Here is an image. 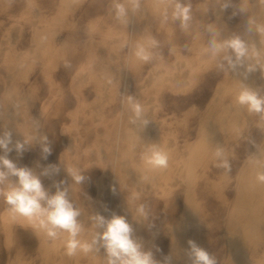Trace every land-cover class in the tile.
I'll return each mask as SVG.
<instances>
[{
	"label": "rangeland",
	"instance_id": "obj_1",
	"mask_svg": "<svg viewBox=\"0 0 264 264\" xmlns=\"http://www.w3.org/2000/svg\"><path fill=\"white\" fill-rule=\"evenodd\" d=\"M119 35L115 58L90 69L92 47ZM128 51L134 64L123 79ZM180 62L187 81L174 86L162 70ZM252 92L264 97V0H0V138L11 133L13 149L0 155L31 169L50 195L67 190L82 242L97 230L105 174L115 166L116 181L132 185L113 216L126 219L158 264H192L190 240L216 264H264V111L239 102ZM81 102L89 115L78 150L99 143L102 156L83 167L65 157ZM155 152L165 165L148 162ZM10 213L0 196V264L93 259L94 251L69 255L67 233L52 238L32 218L5 219ZM101 253L92 263L106 264Z\"/></svg>",
	"mask_w": 264,
	"mask_h": 264
},
{
	"label": "clouds",
	"instance_id": "obj_2",
	"mask_svg": "<svg viewBox=\"0 0 264 264\" xmlns=\"http://www.w3.org/2000/svg\"><path fill=\"white\" fill-rule=\"evenodd\" d=\"M239 102L249 105L252 110L264 111V97L254 92L242 94ZM135 112L137 116L140 115L138 105L135 106ZM10 144L11 133L6 132L0 138V148L5 153H10L13 151ZM21 147L17 144L15 150L19 152ZM48 151L45 149V152ZM148 162L163 166L166 164V157L155 152ZM44 175L48 173L45 172ZM260 178L264 180V176ZM75 179L80 183L83 177ZM0 196H3L10 212L32 218L46 230L48 236L56 238L59 232L67 233L65 246L69 255H74L77 250L98 252L103 247L106 251V264H158L152 253L144 251L142 244L133 237V229L123 216L114 215L106 219L102 215H96L93 217L95 227L102 231L95 232L90 241L82 242L79 238L82 228L77 222L80 212L69 199L67 190H57L50 195L38 175L28 167H18L7 155H0ZM139 211L144 212L143 206ZM189 244L192 264H216L214 257L198 247L195 241L190 240Z\"/></svg>",
	"mask_w": 264,
	"mask_h": 264
},
{
	"label": "bare ground",
	"instance_id": "obj_3",
	"mask_svg": "<svg viewBox=\"0 0 264 264\" xmlns=\"http://www.w3.org/2000/svg\"><path fill=\"white\" fill-rule=\"evenodd\" d=\"M132 16H133V14L131 13V18H132ZM36 25H37L36 23L33 24V28L34 29H35ZM16 26H18V25H16ZM122 39H124L123 35H119L118 37H115V38L114 37H110V36H105L104 37V43L99 45V46H96L95 48L92 47V50H91L90 54H88V56H87V61H88L87 65H88V67L90 69H92L93 71L94 70H99L103 66V63L105 61H107L109 57H110L109 60L114 59L115 55H114V51L112 50V44H113L114 41H117V40L120 41ZM131 39H132V37H131V35H129V39H128L129 47H130ZM5 42H7V41H5ZM30 47H31V49H34L35 48L34 43H32ZM209 53L205 52L203 55L202 54L201 55L202 56H206V55L208 56ZM133 64H134V56L132 55V53L130 51H128V53L124 57L123 67H121L122 68V73L121 74H122V78L123 79H125L127 74L131 71ZM178 65L180 67V69H178V70L172 69L170 71H167L166 68H163V70H162L163 74L167 75V73H168L169 76H170V77L163 76L164 80L169 82L170 84H172L174 86L175 85H182V84L186 83L187 76H188V69H187L185 63L184 62H180ZM104 68H105V66H104ZM78 71H79L78 72L79 75L77 74L78 76H82V75L86 74V69L85 68L81 67ZM115 72H114V74H115ZM77 75L75 77H77ZM115 75H117V74H115ZM119 76H120V74H119ZM75 81H76V79H75ZM114 81H116L115 78H114ZM46 101H47V99H46ZM119 101H120V103H119V107H120L119 108V111H120L119 112V119L121 120L124 117V115L126 113V110H127L126 84H124L123 87H122V92H121V95L119 97ZM44 106L46 107V105H44ZM44 106H43L42 110H44ZM75 110L76 111L73 110L75 112L73 115L69 112V114L72 115L71 116L72 125H71V127L68 126V127H70L68 129V133L70 134V136L74 140L72 142L68 143L67 149H66V152H65V154H66L65 157L68 159V161L71 160V162L76 163L79 166H83V165H85L87 163H90V162L101 163L102 156L99 154L100 153V150L98 149V147L100 145L99 143L92 144L90 147H88L80 155L76 154L77 148H78V144H79L78 141L80 139L84 138L86 136V133H87V128L82 125V122H83L84 118L87 117L89 114H88L87 109H86V107H85L83 102L79 103L78 107L75 108ZM98 120L99 119H97V121ZM35 124H37V123H35ZM95 124H97V123H95ZM100 126L98 128L99 130H100ZM96 127H98V126H96ZM65 129H66V127H65ZM119 135H120V130H118V132H117V137H119ZM103 150H104V148H103ZM114 154L117 155V151H115ZM116 155H115V158H114L115 162H116ZM67 159H66V161H67ZM68 161H67V163H68ZM113 169H115V166H113ZM112 174H113V172H112ZM131 185H132V182L130 180L124 181L123 183L122 182H118L117 183V181L111 182V181H108V180L105 182V187L107 189V196H106V198L103 201V216L106 219H110L113 216L117 206L119 205V203H121L122 197L125 196L126 194H128L129 187ZM15 216H16V214H15ZM16 218H18V217H16ZM16 218H15V220H16ZM23 218L24 217H22V220H24ZM9 219H11V218H9ZM22 220H21V223H22ZM27 221H29V220L27 219ZM99 231H102V229H99ZM101 250H102L101 254H103L104 248L101 247ZM85 259H86L85 257H82L81 258V263H84Z\"/></svg>",
	"mask_w": 264,
	"mask_h": 264
},
{
	"label": "crops",
	"instance_id": "obj_4",
	"mask_svg": "<svg viewBox=\"0 0 264 264\" xmlns=\"http://www.w3.org/2000/svg\"><path fill=\"white\" fill-rule=\"evenodd\" d=\"M205 53V52H204ZM204 53H202V55L204 54ZM66 149H67V147H66ZM66 152V151H65ZM84 152V151H83ZM83 152H79V150H78V148H77V152H76V154L77 155H80V154H82ZM99 154H101V152L99 153ZM90 163H96V162H90ZM76 164V163H75ZM87 164H89V163H87ZM76 165H78V164H76ZM86 165V164H85ZM85 165H83V166H85ZM79 166V165H78ZM83 166H79V167H83ZM107 170V169H106ZM112 172H113V174H112ZM112 172H110V173H106L105 174V179L106 180H108V181H111V182H115L116 181V175H115V169H113L112 168ZM127 181V180H126ZM106 182V181H105ZM118 183V182H117ZM123 183V182H122ZM106 196H107V189H106ZM106 196H105V198H106ZM119 197V196H118ZM117 197V198H118ZM104 198V199H105ZM104 201V200H103ZM14 216V217H13ZM20 215H18V214H16V216H15V214L13 213H10V214H8V215H5V219H8V220H11V221H13V222H15V223H18V224H21V225H23L24 223L26 224V223H31V218H29V217H24V216H20ZM103 216V215H102ZM13 217V218H12ZM16 217H18V218H16ZM22 217H24L23 219L24 220H22ZM9 218H11V219H9ZM15 218H16V220H15ZM22 220V223H21V220ZM27 219L29 220V221H27ZM15 220V221H14ZM19 220V221H18ZM95 232H99V228H97V230L95 231ZM95 254H96V252H95ZM94 253H93V259L91 260L90 258H88L89 260H90V262L88 263V264H94V263H92L93 262V260L94 259H96V255H95ZM86 257V256H85ZM80 261H81V258H80ZM95 261V260H94ZM83 264V263H82ZM85 264V263H84Z\"/></svg>",
	"mask_w": 264,
	"mask_h": 264
}]
</instances>
